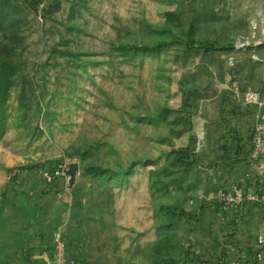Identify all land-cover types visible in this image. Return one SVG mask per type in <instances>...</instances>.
Listing matches in <instances>:
<instances>
[{
    "label": "rangeland",
    "instance_id": "rangeland-1",
    "mask_svg": "<svg viewBox=\"0 0 264 264\" xmlns=\"http://www.w3.org/2000/svg\"><path fill=\"white\" fill-rule=\"evenodd\" d=\"M239 258L264 264V0H0V264Z\"/></svg>",
    "mask_w": 264,
    "mask_h": 264
},
{
    "label": "built area",
    "instance_id": "built-area-1",
    "mask_svg": "<svg viewBox=\"0 0 264 264\" xmlns=\"http://www.w3.org/2000/svg\"><path fill=\"white\" fill-rule=\"evenodd\" d=\"M64 172H65V166L61 164L54 167L53 169L43 171L42 177L47 185H54L57 183V181H59L63 177ZM57 240L59 241L60 244H62L60 233L57 234ZM232 264H240V262L234 261Z\"/></svg>",
    "mask_w": 264,
    "mask_h": 264
},
{
    "label": "water",
    "instance_id": "water-1",
    "mask_svg": "<svg viewBox=\"0 0 264 264\" xmlns=\"http://www.w3.org/2000/svg\"><path fill=\"white\" fill-rule=\"evenodd\" d=\"M76 168H77V166H76V165H73V166L71 167V170L69 171V173L72 174L73 177H74V175H75Z\"/></svg>",
    "mask_w": 264,
    "mask_h": 264
},
{
    "label": "trees",
    "instance_id": "trees-1",
    "mask_svg": "<svg viewBox=\"0 0 264 264\" xmlns=\"http://www.w3.org/2000/svg\"><path fill=\"white\" fill-rule=\"evenodd\" d=\"M239 262H240V264H248V260H245V259H243V258H239V259H237Z\"/></svg>",
    "mask_w": 264,
    "mask_h": 264
},
{
    "label": "crops",
    "instance_id": "crops-1",
    "mask_svg": "<svg viewBox=\"0 0 264 264\" xmlns=\"http://www.w3.org/2000/svg\"><path fill=\"white\" fill-rule=\"evenodd\" d=\"M48 187H50V186H48ZM48 187H46V188H48ZM249 250V249H248ZM243 259H245V260H247V258H243ZM209 264H217L216 262L214 263L212 260H211V262L209 263ZM246 264V263H245Z\"/></svg>",
    "mask_w": 264,
    "mask_h": 264
}]
</instances>
